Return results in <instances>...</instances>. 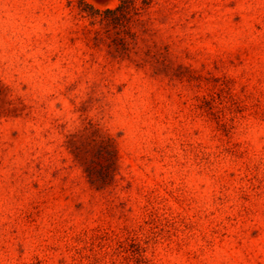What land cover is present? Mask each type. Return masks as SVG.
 <instances>
[{
	"label": "rangeland",
	"instance_id": "374dc122",
	"mask_svg": "<svg viewBox=\"0 0 264 264\" xmlns=\"http://www.w3.org/2000/svg\"><path fill=\"white\" fill-rule=\"evenodd\" d=\"M0 264H264V0H0Z\"/></svg>",
	"mask_w": 264,
	"mask_h": 264
},
{
	"label": "trees",
	"instance_id": "16d2710c",
	"mask_svg": "<svg viewBox=\"0 0 264 264\" xmlns=\"http://www.w3.org/2000/svg\"><path fill=\"white\" fill-rule=\"evenodd\" d=\"M65 146L91 187L101 190L112 183L117 153L112 139L83 130L68 135Z\"/></svg>",
	"mask_w": 264,
	"mask_h": 264
}]
</instances>
